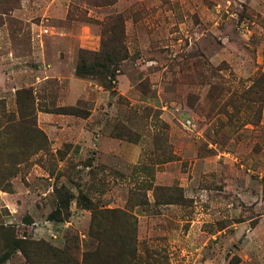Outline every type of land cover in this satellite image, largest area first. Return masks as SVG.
Instances as JSON below:
<instances>
[{
  "label": "rangeland",
  "instance_id": "374dc122",
  "mask_svg": "<svg viewBox=\"0 0 264 264\" xmlns=\"http://www.w3.org/2000/svg\"><path fill=\"white\" fill-rule=\"evenodd\" d=\"M0 264H264V0H0Z\"/></svg>",
  "mask_w": 264,
  "mask_h": 264
},
{
  "label": "trees",
  "instance_id": "16d2710c",
  "mask_svg": "<svg viewBox=\"0 0 264 264\" xmlns=\"http://www.w3.org/2000/svg\"><path fill=\"white\" fill-rule=\"evenodd\" d=\"M115 20L114 23L121 24L120 17L115 16L113 18ZM114 34V33H111ZM122 34V30H120V33ZM109 39V40H108ZM104 40V39H103ZM101 42V48L98 51H89L86 49H81L78 52V59L74 66V74L77 76L85 77L90 76L95 78L100 85L103 88L106 89H112L114 85V71L116 70V66L119 63V61L123 60L127 56V49L125 46L121 43V39L113 41L112 37H107L105 41ZM111 41V42H109ZM71 108L65 109L63 112L66 113H76V112H70ZM57 196H59V201H57L55 207L53 210L50 211L49 217L51 219H58L61 215V208L66 207L67 203L69 202L71 196L67 193L61 192V190H55ZM64 196V197H63ZM84 207H87L91 213H92V223L90 225L91 233L94 236L95 239H100V229L102 227V223L100 222L101 219L107 221L112 225L118 224V218L119 213H121L122 216H126L124 212H121L115 208L112 209H105L103 211L101 210H94L89 202H85ZM109 217V219H108ZM127 227L121 228L119 230V233L124 236L125 233H127V237L131 238L130 232ZM115 235V234H113ZM124 252L132 256L133 253L131 251H127V249L124 250Z\"/></svg>",
  "mask_w": 264,
  "mask_h": 264
},
{
  "label": "built area",
  "instance_id": "2783aa9c",
  "mask_svg": "<svg viewBox=\"0 0 264 264\" xmlns=\"http://www.w3.org/2000/svg\"><path fill=\"white\" fill-rule=\"evenodd\" d=\"M46 31V29H43V32H45Z\"/></svg>",
  "mask_w": 264,
  "mask_h": 264
}]
</instances>
